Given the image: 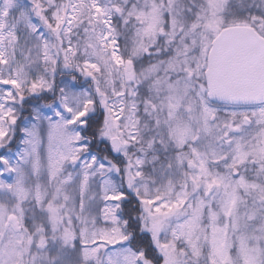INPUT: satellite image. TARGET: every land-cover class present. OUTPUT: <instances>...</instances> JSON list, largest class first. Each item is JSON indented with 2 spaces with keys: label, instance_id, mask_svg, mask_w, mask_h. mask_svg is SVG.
<instances>
[{
  "label": "snow or ice",
  "instance_id": "snow-or-ice-1",
  "mask_svg": "<svg viewBox=\"0 0 264 264\" xmlns=\"http://www.w3.org/2000/svg\"><path fill=\"white\" fill-rule=\"evenodd\" d=\"M0 264H264V0H0Z\"/></svg>",
  "mask_w": 264,
  "mask_h": 264
}]
</instances>
